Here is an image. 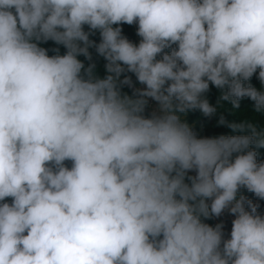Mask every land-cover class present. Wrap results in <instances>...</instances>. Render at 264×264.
Segmentation results:
<instances>
[{
    "label": "clouds",
    "instance_id": "obj_1",
    "mask_svg": "<svg viewBox=\"0 0 264 264\" xmlns=\"http://www.w3.org/2000/svg\"><path fill=\"white\" fill-rule=\"evenodd\" d=\"M245 98L264 114V0H0V264H264V129L222 111Z\"/></svg>",
    "mask_w": 264,
    "mask_h": 264
},
{
    "label": "trees",
    "instance_id": "obj_2",
    "mask_svg": "<svg viewBox=\"0 0 264 264\" xmlns=\"http://www.w3.org/2000/svg\"><path fill=\"white\" fill-rule=\"evenodd\" d=\"M122 29H123V34L127 36L132 42L134 43L139 42L140 37L136 35V31H137L136 24L133 25L124 24L122 25ZM85 30L86 31L88 30L87 26L85 27ZM91 38L99 42L98 33ZM42 46L48 49H52L56 47V45L51 41H49L48 43ZM91 51H93V58L97 65L95 69V73L97 76L103 77L105 75V70H104L105 61L103 60V58L97 57L94 50ZM166 51H170V49ZM63 52L64 49L61 46V53ZM53 54H54L53 52L49 51V55H53ZM80 59L83 60L84 57H80ZM85 63L87 64L88 62L85 61ZM132 80L135 88H142L141 85L136 82L134 75H132ZM250 83H252L253 86L256 87L257 89L261 88V84L255 75L252 77ZM123 91L131 95L133 89L128 86H124ZM206 95L210 103L215 104L217 97L220 95V90L210 86V91ZM222 111L229 122L239 123L242 121H247V122L255 123L258 126V128L264 129V114L255 113L252 108V101H250L247 98L241 101L240 108L236 109L235 111L232 110V105L229 102H224V108L222 109ZM185 118L190 124H194V129L197 131V133L200 136L239 134V133H233L232 130L226 126H218L217 125L218 115L212 118H206L199 111H191L186 114ZM256 150L258 152V160H264V148H258ZM66 163L68 164V166H70V162H66ZM190 175H194V173H190ZM241 194L245 195L248 199L252 200L254 203H259L260 208L258 209V211L264 214V200H258L252 193H249L246 189H241ZM6 202L10 203L11 202L10 198H6ZM205 222L207 223L208 220Z\"/></svg>",
    "mask_w": 264,
    "mask_h": 264
},
{
    "label": "built area",
    "instance_id": "obj_3",
    "mask_svg": "<svg viewBox=\"0 0 264 264\" xmlns=\"http://www.w3.org/2000/svg\"><path fill=\"white\" fill-rule=\"evenodd\" d=\"M137 26V25H136ZM141 87H143V85H141ZM157 107V105H156V103L155 102H153V101H150V106H149V108H148V112H150L152 109H154V108H156ZM223 217H226V219L231 223L232 222V220L234 219V217L232 216V215H230V214H228L227 212H225L221 217H219V218H212V219H210V220H208V224H210V225H215L216 223H220L221 221H222V219H223Z\"/></svg>",
    "mask_w": 264,
    "mask_h": 264
},
{
    "label": "crops",
    "instance_id": "obj_4",
    "mask_svg": "<svg viewBox=\"0 0 264 264\" xmlns=\"http://www.w3.org/2000/svg\"><path fill=\"white\" fill-rule=\"evenodd\" d=\"M154 109H156V108H154ZM154 109H152L151 111H153ZM221 222H223V224H224L225 238H228L230 231H231L232 224L226 219V217H223Z\"/></svg>",
    "mask_w": 264,
    "mask_h": 264
}]
</instances>
